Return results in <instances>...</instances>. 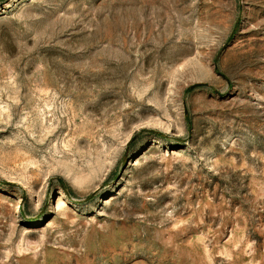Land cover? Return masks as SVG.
<instances>
[{"label":"rangeland","instance_id":"374dc122","mask_svg":"<svg viewBox=\"0 0 264 264\" xmlns=\"http://www.w3.org/2000/svg\"><path fill=\"white\" fill-rule=\"evenodd\" d=\"M0 264H264V0H0Z\"/></svg>","mask_w":264,"mask_h":264}]
</instances>
